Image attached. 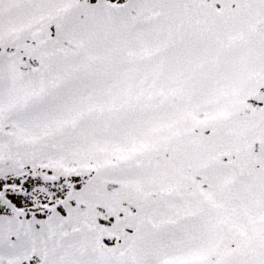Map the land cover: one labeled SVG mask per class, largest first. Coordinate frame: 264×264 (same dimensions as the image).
I'll list each match as a JSON object with an SVG mask.
<instances>
[{"label": "snow or ice", "instance_id": "snow-or-ice-1", "mask_svg": "<svg viewBox=\"0 0 264 264\" xmlns=\"http://www.w3.org/2000/svg\"><path fill=\"white\" fill-rule=\"evenodd\" d=\"M0 264H264V0H0Z\"/></svg>", "mask_w": 264, "mask_h": 264}]
</instances>
